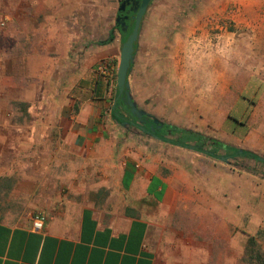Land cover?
Instances as JSON below:
<instances>
[{"label": "rangeland", "instance_id": "1", "mask_svg": "<svg viewBox=\"0 0 264 264\" xmlns=\"http://www.w3.org/2000/svg\"><path fill=\"white\" fill-rule=\"evenodd\" d=\"M23 1L0 0V16L10 17L0 29V72L3 58L11 54L14 14L23 13ZM79 3L62 7L81 22L79 29L70 31L75 37L72 47L80 51V57L77 53V60L67 61L64 73L83 79L98 74L114 93L122 35L116 31L118 40L112 49L118 62L101 55L87 70L80 59L87 56L86 46L106 39L108 28L117 24L120 0ZM140 31L128 82L130 96L145 113L143 117L199 133L205 146L215 140L264 159V0H153ZM95 48L102 49L93 46L92 50ZM103 64L104 73L98 70ZM9 70L13 66L7 61ZM186 73H190L187 78ZM15 81L5 76L0 93L15 99L17 94L25 97L42 92L40 85ZM64 89L66 95L81 99L87 94V87L78 80ZM9 99L0 102L4 114L2 118L0 113V135L6 136L17 119L12 111H19L21 126L30 122L23 114L30 104ZM130 133L123 134L122 141H152L135 130ZM29 152L0 144V217L31 215L35 198L26 195L24 187L30 175L36 174L39 182L59 177L56 167L48 175L42 172L35 163L37 156ZM164 153L169 159L164 165L173 166L182 182L175 215L162 244L154 249L156 264H247L244 251L249 237L264 253V164L248 157H225L220 150L219 159L174 147H167ZM26 154L28 165L24 163Z\"/></svg>", "mask_w": 264, "mask_h": 264}, {"label": "crops", "instance_id": "2", "mask_svg": "<svg viewBox=\"0 0 264 264\" xmlns=\"http://www.w3.org/2000/svg\"><path fill=\"white\" fill-rule=\"evenodd\" d=\"M80 1L24 0L23 13L14 14L11 54L3 58L0 81L7 76L13 83L17 79L40 85L42 92L17 94L15 99L0 93V102L30 104L23 111L30 119L27 127L19 124V111H12L17 119L9 125V136L0 135V144L30 150L42 172L48 175L56 167L59 177L39 182L35 174L25 180L26 195L35 198L34 210L25 218L0 217V264H156L154 249L162 244L179 205L182 181L173 166L164 165L169 160L164 150L188 149L117 124L110 113L112 89L98 74L83 79L64 73L67 61L80 57L70 31L79 29L81 22L62 7L80 6ZM114 26L108 28L110 43L86 46L89 51L80 61L87 70L101 55L118 62L112 51L118 40ZM92 45L101 51L92 50ZM7 61L12 71L7 72ZM75 80L87 87L85 99L64 92ZM132 130L152 141H122ZM35 217L44 219L41 231L32 228Z\"/></svg>", "mask_w": 264, "mask_h": 264}, {"label": "trees", "instance_id": "3", "mask_svg": "<svg viewBox=\"0 0 264 264\" xmlns=\"http://www.w3.org/2000/svg\"><path fill=\"white\" fill-rule=\"evenodd\" d=\"M123 28H128V30L124 32ZM132 28L133 21H125L122 27L118 24H115L114 26V30L122 35L123 41H125L127 36L131 33ZM111 40L112 33L106 40L99 41L98 44H108L111 42ZM134 49L136 50V43L134 44ZM131 68L132 65L130 67V70ZM110 113L113 120L119 125L139 128L144 133H147L162 142L193 150L197 153L204 154L209 158L219 159L220 157H222L218 155V151L220 150L224 152L225 157H248L259 164H264V159L260 158L256 154L249 151H240L235 147L223 144L219 141H209V146H206L210 147V149H206L204 137H202V135L192 131L179 129L176 126L167 123H154V119H152L151 121L147 122L146 125L142 126L140 120L130 114L129 109L124 105L121 98H117V87L115 88V91L113 93V105L110 107ZM172 134L176 135L177 138H171L170 136ZM244 261L247 264H264V253H262L261 248L253 237H249L247 239V244L244 251Z\"/></svg>", "mask_w": 264, "mask_h": 264}, {"label": "water", "instance_id": "4", "mask_svg": "<svg viewBox=\"0 0 264 264\" xmlns=\"http://www.w3.org/2000/svg\"><path fill=\"white\" fill-rule=\"evenodd\" d=\"M153 0H140L136 9H134L133 28L131 33L127 36L126 40L122 43L120 48L119 62L117 65L116 72V87H117V98H121L124 105L129 109V112L132 116L136 117L141 121L145 113L139 110L135 102L129 93V82H128V73L130 67L134 61V44L137 42L140 26L142 19L148 9L149 4ZM124 4L121 5L120 11L124 10ZM118 22V19L116 20ZM125 30V29H124ZM157 120H154V123H157ZM152 131V130H151ZM224 159V158H223Z\"/></svg>", "mask_w": 264, "mask_h": 264}, {"label": "flooded vegetation", "instance_id": "5", "mask_svg": "<svg viewBox=\"0 0 264 264\" xmlns=\"http://www.w3.org/2000/svg\"><path fill=\"white\" fill-rule=\"evenodd\" d=\"M140 2V0H120V5H119V9L121 7L122 4L123 7H124V10L120 11L118 9V12H117V18L118 19V22L117 24L119 26H123L124 25V22L125 21H133L132 20V17L134 16V9L137 8L138 6V3ZM125 28H123V31L125 32L124 30ZM152 118H148V117H143L140 121V123L142 124V126L146 125L147 122L151 121ZM159 128V126H158Z\"/></svg>", "mask_w": 264, "mask_h": 264}, {"label": "built area", "instance_id": "6", "mask_svg": "<svg viewBox=\"0 0 264 264\" xmlns=\"http://www.w3.org/2000/svg\"><path fill=\"white\" fill-rule=\"evenodd\" d=\"M10 20V17L9 15L7 14H3L0 16V29H3L6 24L9 22ZM98 70L100 72H105V65H99L98 66ZM43 222H44V219L43 217H35L33 220H32V228L36 231H41L42 228H43Z\"/></svg>", "mask_w": 264, "mask_h": 264}]
</instances>
